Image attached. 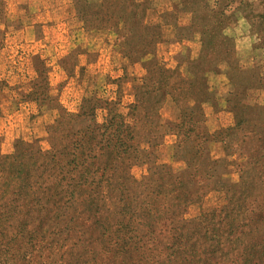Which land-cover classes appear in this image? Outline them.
<instances>
[{"label":"rangeland","instance_id":"374dc122","mask_svg":"<svg viewBox=\"0 0 264 264\" xmlns=\"http://www.w3.org/2000/svg\"><path fill=\"white\" fill-rule=\"evenodd\" d=\"M48 2L47 13L22 14L8 30L0 23V31H6L0 35V211L6 213L0 231L10 232L12 239L11 245L0 243V262L7 264L17 253L18 264H168L179 248L173 249L181 225L193 227L202 212L220 204L219 193L209 188L240 182V171L264 155V141H257L264 134L254 135L245 123L221 137L235 123L226 109L234 87L225 74L229 62L224 61L205 78L210 101L199 109L191 100L192 110L184 111L161 93L146 97L154 108L134 115L133 88L143 80V64H131L123 52L115 53V41L104 34L93 38L101 43L99 48L87 52L92 37L82 36L83 24L73 18L67 0ZM170 4L165 1V10ZM213 4L225 7L224 33L234 42L229 61L241 70L236 78L243 86L251 77L264 84V0ZM190 22L183 14L175 24ZM34 23L42 26L31 31ZM164 30L165 41L155 56L166 69L177 68L180 52L199 54L198 36L187 31L176 35L180 42L175 43L173 31ZM244 99L264 114V86L249 85ZM123 122L134 123L138 136L126 144L121 141L124 146L115 153L109 149L113 125L108 131L101 125ZM192 122L199 125L197 133L189 132ZM259 123L264 124L263 117ZM252 136L254 142L247 139ZM261 164L264 168V159ZM198 187V196L209 193L201 202L190 195ZM255 194L264 197L258 187ZM175 199L186 208L177 218L171 215ZM261 201L254 205L253 219L261 220L257 230L264 243ZM124 205L126 220L118 226L116 208ZM102 222L105 231L115 232L104 243ZM232 230L236 234L219 244L213 256L206 255L205 264H264V257L257 261L259 254L245 263L254 233L246 232L243 239L240 231L246 228ZM124 233L133 244L117 250V237ZM27 252L31 256L25 258ZM193 264L202 263L195 259Z\"/></svg>","mask_w":264,"mask_h":264},{"label":"trees","instance_id":"16d2710c","mask_svg":"<svg viewBox=\"0 0 264 264\" xmlns=\"http://www.w3.org/2000/svg\"><path fill=\"white\" fill-rule=\"evenodd\" d=\"M181 11L186 14L192 15V20L187 29H192L193 25L200 24V35H201V49L198 57L196 59L189 58L183 63H178V66L174 70H168L163 66L157 59L150 61L147 66L143 65L145 75L142 81H139L137 85L133 88V93L135 97V103L131 106L132 112L138 114L143 109L154 108L156 104L150 105L148 96L163 94L164 99L171 100L179 108H182L184 111L189 109L191 100L194 101V105L201 107V104L204 102L210 101V95L206 89V80L205 78L210 72H213L218 65L223 61L228 63V70L225 74L228 76L230 84L234 87L231 92L227 95L226 104L228 112L233 115V120L235 121L234 126L227 127L221 137L227 136L231 131H239L241 128H244L245 123H247L248 128L251 127L255 131L254 135L264 134V124L259 123L264 114L260 110H255V104H246L244 98L248 92L249 85L254 87L264 86L262 80L253 78V81L248 79V87L243 86V82L236 78L238 72L241 70L234 68L233 64H230V59L233 54L234 42L229 39L224 30L227 23V15L225 13V7L220 6H202L199 4H183ZM175 12V11H174ZM173 11H165L161 14V20L154 25L149 26L148 28L141 31V41L138 45V52L140 55L143 54H155L156 47L160 42H162V37L164 35L165 26H178L175 24L176 20H172L174 14ZM123 9L119 7L115 16L117 19L123 20V26H119L118 34L121 37V46L122 52L125 54V58H129L133 50L129 47L127 42V34L129 27L132 25V19L129 18L126 20L122 18ZM81 22L84 26L87 25L88 20L85 15L82 16ZM131 64L140 63L134 62L131 60ZM185 66V71H182L183 65ZM194 92V95L191 93ZM163 99V101H164ZM160 101V100H159ZM162 102V101H161ZM159 103V102H156ZM195 106V107H196ZM94 111V109H90ZM96 111V110H95ZM249 111L247 118L245 114ZM190 115L194 114L193 112L189 113ZM193 125L189 132H196L199 130V125L195 122H192ZM259 123V126H257ZM109 124L113 125L112 128V139L110 142L109 149H112L115 153L118 152L123 141L125 144L134 140V137L138 136L137 126L134 123L127 124L123 123H107V125H101L102 129L105 131L109 130ZM105 125V126H104ZM261 132V133H260ZM121 136L123 138H121ZM223 137V138H224ZM245 137V136H244ZM123 139V140H122ZM249 141L254 142V137L247 138ZM264 141V137L257 138V141ZM189 139L186 140L188 142ZM120 143V144H119ZM114 148V149H113ZM116 148V149H115ZM264 151V149H263ZM255 155V154H254ZM261 159H264V155L259 158H254L253 164L249 167L242 169L240 171V182L236 184H226L222 187L216 186L215 184L211 185V191H215L220 195V204L216 208L206 210L202 212L199 217V221L193 224V227L189 226V223H183L178 233L175 246L179 247L171 253L168 264H193V261L197 259L202 264L207 263L206 255L213 256L215 248L219 244H223L230 240L229 236L236 234L233 230L239 228H246L247 231H240L243 235V239L246 235V232L254 233L256 241L252 247H249L250 254L245 253L246 261L245 263L250 262L251 255L253 258L255 254L257 256V261L262 262L264 257V243L261 242L258 233V227L261 223V220L254 221V205L258 201L263 200L260 195L255 194L256 188L258 187L261 191H264V168H261L260 165ZM238 162V161H237ZM235 162V168L239 170V164ZM204 165L203 157L200 159L197 172H204L202 166ZM196 171V170H195ZM216 170H212L211 179H214ZM214 181V180H213ZM199 187L190 192L191 196H196L197 201L201 202L204 200L208 192L200 193L198 196ZM164 195L172 197L169 192L164 189ZM190 197V204H194V198ZM260 204H264L263 201ZM127 205L119 206L116 209L118 210V216L116 217L117 225L121 226L120 222L126 220V210ZM186 208H180L178 205V199H175L174 208L171 211V215L177 216L185 213ZM169 214L168 210L165 212ZM5 211H0V218H5ZM239 220H241L239 222ZM235 222H239L238 225H234ZM102 234L100 236L101 243H104L108 238L107 235L114 234L115 232L111 228L107 231L104 230V222L101 224ZM126 229L125 232H128L127 226H122ZM3 231H0V243L10 244L12 239H10V232L3 234ZM104 231V232H103ZM117 239L121 241L120 247L116 248L117 250L129 248L133 244L131 242V235L124 233L123 236H118ZM239 240V239H238ZM232 241V240H231ZM202 246V251H198V248ZM134 250V248H133ZM176 252V253H175ZM261 252V255H260ZM175 254V255H174ZM1 255V250H0ZM244 255V254H243ZM31 256L28 252L25 256ZM213 259V258H212ZM217 259V258H215ZM19 256L17 253L10 255L9 262L7 264H18ZM3 264V262H0Z\"/></svg>","mask_w":264,"mask_h":264},{"label":"crops","instance_id":"0c3cea01","mask_svg":"<svg viewBox=\"0 0 264 264\" xmlns=\"http://www.w3.org/2000/svg\"><path fill=\"white\" fill-rule=\"evenodd\" d=\"M48 0H0V23L5 24L7 29L11 26L10 22H13L12 26L14 27V23L20 20L22 14H36L38 12H48V9L45 8V4H47ZM165 1H168L170 4V8L165 10L164 4ZM214 0H67V5L70 6V12L73 14V18L81 21L83 15L86 16L88 23L83 27L82 36L88 35L91 40L87 43L86 47L88 51H95L101 45L100 42H97L95 37H99L103 35V38L111 37L115 41L113 46V51L115 53H122L121 46V37L118 34V30L123 26V20L115 16V13L120 8L123 9L122 18L128 20L132 19V25L128 30V38L127 42L129 47L132 48L133 52L127 58V60H131L134 62H140L143 65L147 66L150 61L157 59L156 52L155 54H143L140 55L138 52V45L141 41V31L148 28L151 25L156 24L161 20V14L165 11H175L173 17L171 18L173 21L179 19L181 15H187L192 20L191 14H186V12L181 11V7L183 4H199L202 6H214ZM49 4H53L54 0H49ZM14 14V15H12ZM16 14H19L16 16ZM19 16V17H18ZM32 20V18H31ZM36 21V19L34 20ZM201 21L196 25L191 27L192 29H187V26H165V29L172 30L171 34L172 40L175 43H179L180 39L176 35H181L184 32H192V36H198V40L200 43L201 49V35L200 31ZM10 25V26H9ZM41 24L34 23L29 27L31 31L37 30ZM6 31H0V35ZM166 36V35H165ZM190 41V38L187 39ZM165 38L162 43H164ZM200 53V51H199ZM199 55V54H198ZM197 56H192L190 51L180 52L177 54L176 59L179 63H183L185 60L192 58L196 59Z\"/></svg>","mask_w":264,"mask_h":264}]
</instances>
